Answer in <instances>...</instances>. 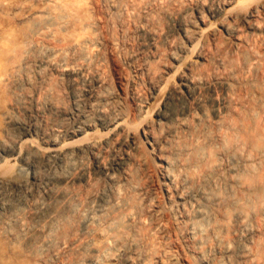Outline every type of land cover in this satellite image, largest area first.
Wrapping results in <instances>:
<instances>
[{
	"label": "bare ground",
	"instance_id": "bare-ground-1",
	"mask_svg": "<svg viewBox=\"0 0 264 264\" xmlns=\"http://www.w3.org/2000/svg\"><path fill=\"white\" fill-rule=\"evenodd\" d=\"M0 264H264V0H0Z\"/></svg>",
	"mask_w": 264,
	"mask_h": 264
}]
</instances>
